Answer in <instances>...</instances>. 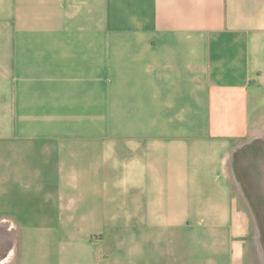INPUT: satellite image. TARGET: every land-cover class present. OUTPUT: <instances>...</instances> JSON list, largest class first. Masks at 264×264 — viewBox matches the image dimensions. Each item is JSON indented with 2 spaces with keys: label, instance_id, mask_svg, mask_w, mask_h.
Returning <instances> with one entry per match:
<instances>
[{
  "label": "crops",
  "instance_id": "obj_1",
  "mask_svg": "<svg viewBox=\"0 0 264 264\" xmlns=\"http://www.w3.org/2000/svg\"><path fill=\"white\" fill-rule=\"evenodd\" d=\"M259 137L264 0H0V264H252Z\"/></svg>",
  "mask_w": 264,
  "mask_h": 264
},
{
  "label": "water",
  "instance_id": "obj_2",
  "mask_svg": "<svg viewBox=\"0 0 264 264\" xmlns=\"http://www.w3.org/2000/svg\"><path fill=\"white\" fill-rule=\"evenodd\" d=\"M231 167L264 243V138H254L237 148Z\"/></svg>",
  "mask_w": 264,
  "mask_h": 264
},
{
  "label": "rangeland",
  "instance_id": "obj_3",
  "mask_svg": "<svg viewBox=\"0 0 264 264\" xmlns=\"http://www.w3.org/2000/svg\"><path fill=\"white\" fill-rule=\"evenodd\" d=\"M105 80V78H104ZM109 105V98L106 99V95L104 94V121H103V129L104 132H109L110 131V120H109V108H106L105 106ZM233 175V173H232ZM234 178V177H233ZM234 191L236 192L237 196L242 200V202L246 205V208L249 212H251L250 206L248 205L247 201L245 200V198L242 195V192L238 186V184L236 183V181L234 180ZM14 206V205H13ZM252 214V212H251ZM253 216V214H252ZM254 217V216H253ZM253 226H252V235L250 238V244H251V261L252 264H264V243L261 239L256 221L253 220Z\"/></svg>",
  "mask_w": 264,
  "mask_h": 264
}]
</instances>
